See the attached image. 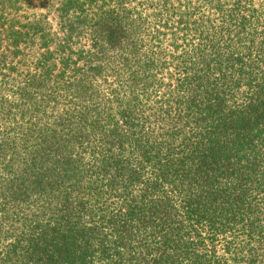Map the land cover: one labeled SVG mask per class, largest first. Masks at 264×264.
<instances>
[{"label":"trees","instance_id":"trees-1","mask_svg":"<svg viewBox=\"0 0 264 264\" xmlns=\"http://www.w3.org/2000/svg\"><path fill=\"white\" fill-rule=\"evenodd\" d=\"M0 0V264H264V0Z\"/></svg>","mask_w":264,"mask_h":264},{"label":"rangeland","instance_id":"rangeland-1","mask_svg":"<svg viewBox=\"0 0 264 264\" xmlns=\"http://www.w3.org/2000/svg\"><path fill=\"white\" fill-rule=\"evenodd\" d=\"M32 4H33L32 5V9H31L32 11H35V12H38V13L45 12V9L38 5L37 0H32Z\"/></svg>","mask_w":264,"mask_h":264}]
</instances>
